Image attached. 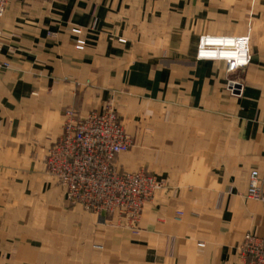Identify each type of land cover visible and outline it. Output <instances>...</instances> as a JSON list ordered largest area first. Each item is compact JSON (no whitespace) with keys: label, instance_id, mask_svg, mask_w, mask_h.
<instances>
[{"label":"crops","instance_id":"0c3cea01","mask_svg":"<svg viewBox=\"0 0 264 264\" xmlns=\"http://www.w3.org/2000/svg\"><path fill=\"white\" fill-rule=\"evenodd\" d=\"M73 28L84 30V50ZM0 29V213L13 216L0 264H243L245 235L264 238V202L247 196L253 171L264 186V0H8ZM246 34L240 95L225 61L197 53L203 36ZM108 105L136 142L122 168L173 167L152 171L166 184L138 233L71 206L46 173L64 111ZM187 141L203 156L183 164L164 154ZM185 167L204 196L185 184Z\"/></svg>","mask_w":264,"mask_h":264},{"label":"built area","instance_id":"2783aa9c","mask_svg":"<svg viewBox=\"0 0 264 264\" xmlns=\"http://www.w3.org/2000/svg\"><path fill=\"white\" fill-rule=\"evenodd\" d=\"M7 2L0 0V20ZM73 32L78 37L76 48L84 50L87 45L84 30L73 28ZM212 40L219 44H212ZM215 47L220 49V55L235 56L212 57L209 53ZM197 56L199 59L223 60L228 72L235 73L252 62L251 36H203L199 40ZM227 87L233 93L242 94L243 85L237 80H230ZM63 118L61 135L45 151L48 172L58 178L68 201L94 211L113 213L118 210L128 217L141 212L160 184L146 171L132 172L118 166V157L133 145L132 136L126 131L118 112L106 106L83 115L70 107L64 111ZM262 188L258 173L253 171L248 195L264 202ZM240 248L245 264H264V238L248 233Z\"/></svg>","mask_w":264,"mask_h":264},{"label":"rangeland","instance_id":"374dc122","mask_svg":"<svg viewBox=\"0 0 264 264\" xmlns=\"http://www.w3.org/2000/svg\"><path fill=\"white\" fill-rule=\"evenodd\" d=\"M6 9H7V5H6V8H5V12H6ZM5 12H4V14H5ZM4 14H3V16H4ZM3 16H2V18H3ZM0 25H1V20H0ZM1 39H2V33H1V29H0V41H1ZM236 79H238V74L231 73L230 80H235L236 81ZM109 107L114 108L112 106H109ZM63 121H64V119H63ZM123 124H124V122H123ZM62 127H63V124H62ZM124 127H125V124H124ZM125 129H126V127H125ZM126 131H127V129H126ZM61 133H62V131H61ZM128 133L132 136V139H133V145L132 146L136 145L134 136L130 132H128ZM59 136L57 138H59ZM184 136H185V138H187V140H189L188 138L190 137V135H184ZM187 142H189V141H187ZM194 146H195V144L192 141H190L189 143L181 144V147H183L181 151H176L175 152L174 150H165L164 151V154H168V156L170 157V160L173 159V158H175L176 159V163H178L179 161H181L183 164L184 163L189 164L190 161H192V160L195 159V157L203 156L202 153H200L201 151H199V150H190L189 149V148H193ZM130 150L128 152H130ZM148 151H149L148 153L155 154L157 150H156V148H153L152 150H148ZM128 152L121 154V157L122 156H125L126 154H128ZM44 164H45V168H46V173L49 176H51L52 178H54L56 180V182L61 186L60 181L58 180V178L55 177V176H52L48 172L47 165H46V151H45V156H44ZM160 165H158V166L155 165L154 168H153V170L154 171L155 170H158L159 172H162V171L163 172H167V171L172 172V170H173V167L172 166L166 165V166H162L161 167ZM118 166L121 169L126 170V169L122 168V165H120L119 163H118ZM185 169L188 172V174H185V173L183 174L184 178H186L185 184L188 183V185L191 186L192 188L196 187L195 190L198 191V192H196V194H199L201 196L202 195L204 196V194H206V191L202 190L199 187V185L197 183V180L195 179V174L194 173L193 174H189V168L188 167H185ZM193 169H195L194 171H196L197 168H193ZM153 170H152V168L148 169V168H145L143 166L142 167H139L137 170H135V171H146L149 175L155 176L157 178V180L159 181L160 188H158L156 190V192H154V194L151 195V197L146 201L145 205L143 206L142 211L139 212L134 217H128L126 215H122L118 210H116L113 213H108V212H105L103 210H98V211L90 210V209H87L82 204H74V203H71L70 201H68L67 194H64V196L67 199V201L70 203L71 206L79 205V206L83 207L85 210H88L89 212H91V213H93L95 215H100V216L106 215V219H107L106 221H107V224L109 226H111L113 228H119V229H122L124 231L125 230H129L132 233H138L139 232V229L141 228L140 226H141L142 216H143V213H144L145 208L148 206L149 203L152 202V200L154 199L157 191L159 189L165 188V184H166L163 180H160L155 174L152 173ZM128 171H131V170H128ZM135 171H132V172H135ZM262 187H263L262 188V191H263V194H264V186H263V184H262ZM63 190H64V188H63ZM207 192L209 194H214V193L216 194V191L215 192L212 191V193H210L211 191H207ZM99 195H102V194H99ZM247 196L250 197L248 194H247ZM219 197H220L219 200H221L222 199V195H220ZM4 199H3L5 201L4 202V207L5 208L6 207H11L12 204H13L12 203V199H6V198H4ZM41 203H43V200H40V199L36 200V202L33 203L34 210L37 212V214H35V215H36V217L38 219H40L39 222L40 221L42 222V220L46 217V215H45V213L43 211V208H42L43 204H41ZM22 205H23V203H22ZM26 205H29V203H26ZM118 208H119V210L121 209V207H118ZM184 209L186 210V208L183 207L182 210H179V211L176 212L175 217H174L176 222L183 223L184 218L186 217L185 212H184ZM22 216L23 217H27L25 215H22ZM12 218H13V216L12 215H9L8 213H3V214L0 213V231L3 228V225L5 226V224L7 222H10V220H12ZM38 227H40V226H38ZM242 242H241V244L238 247V252H239V256H240L243 264H245L244 258H243L242 254L240 252V249H241L240 246L242 245ZM171 251H173V245H172Z\"/></svg>","mask_w":264,"mask_h":264},{"label":"bare ground","instance_id":"6f19581e","mask_svg":"<svg viewBox=\"0 0 264 264\" xmlns=\"http://www.w3.org/2000/svg\"><path fill=\"white\" fill-rule=\"evenodd\" d=\"M211 37H215V36H209V38H211ZM210 42H211L212 44H214V45H215V44H219V42H216V41H213V40L210 41ZM214 52H216V54H215ZM209 54H210L212 57H214V56H217V57H219V56H222V57L230 56V57L233 58V57L235 56V55H232V56H231L230 54H229V55H227V54H226V55H225V54H221V55H220V49H218V48H216V47H215V48L213 49V51H212L211 53H209Z\"/></svg>","mask_w":264,"mask_h":264},{"label":"water","instance_id":"95a60500","mask_svg":"<svg viewBox=\"0 0 264 264\" xmlns=\"http://www.w3.org/2000/svg\"><path fill=\"white\" fill-rule=\"evenodd\" d=\"M240 70H242V69H240ZM240 70H238V72H239Z\"/></svg>","mask_w":264,"mask_h":264}]
</instances>
